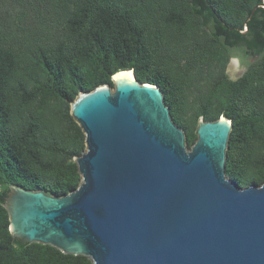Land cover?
<instances>
[{"label":"trees","instance_id":"trees-1","mask_svg":"<svg viewBox=\"0 0 264 264\" xmlns=\"http://www.w3.org/2000/svg\"><path fill=\"white\" fill-rule=\"evenodd\" d=\"M127 70L160 87L189 149L201 118L232 121L226 176L264 183V0H0V264H93L14 238L5 200L79 187L71 104Z\"/></svg>","mask_w":264,"mask_h":264},{"label":"water","instance_id":"water-1","mask_svg":"<svg viewBox=\"0 0 264 264\" xmlns=\"http://www.w3.org/2000/svg\"><path fill=\"white\" fill-rule=\"evenodd\" d=\"M80 93L81 183L64 196L11 186L10 232L93 264H264V183L226 176L233 123L199 120L191 149L160 87L133 70Z\"/></svg>","mask_w":264,"mask_h":264},{"label":"rangeland","instance_id":"rangeland-1","mask_svg":"<svg viewBox=\"0 0 264 264\" xmlns=\"http://www.w3.org/2000/svg\"><path fill=\"white\" fill-rule=\"evenodd\" d=\"M238 59L237 57H233L227 68V74L233 80L240 78L247 68L246 66L241 67Z\"/></svg>","mask_w":264,"mask_h":264},{"label":"flooded vegetation","instance_id":"flooded-vegetation-1","mask_svg":"<svg viewBox=\"0 0 264 264\" xmlns=\"http://www.w3.org/2000/svg\"><path fill=\"white\" fill-rule=\"evenodd\" d=\"M237 58H238V57H237ZM232 59H233V58H232ZM232 59H231V60H232ZM231 60H230V61H231ZM238 60H239V63H240V65H241V67H243V66H246V67H247V68H246V71H247V70H248V65L246 64V62H243L242 59H240V58H239ZM246 71H245V72H246ZM245 72H244V73H245Z\"/></svg>","mask_w":264,"mask_h":264}]
</instances>
